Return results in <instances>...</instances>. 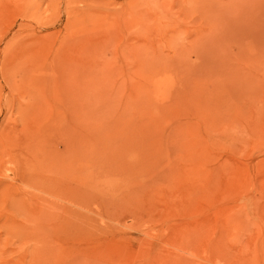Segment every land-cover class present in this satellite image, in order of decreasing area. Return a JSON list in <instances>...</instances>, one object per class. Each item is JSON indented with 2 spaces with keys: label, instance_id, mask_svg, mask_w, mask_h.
<instances>
[{
  "label": "rangeland",
  "instance_id": "1",
  "mask_svg": "<svg viewBox=\"0 0 264 264\" xmlns=\"http://www.w3.org/2000/svg\"><path fill=\"white\" fill-rule=\"evenodd\" d=\"M0 264H264V0H0Z\"/></svg>",
  "mask_w": 264,
  "mask_h": 264
}]
</instances>
